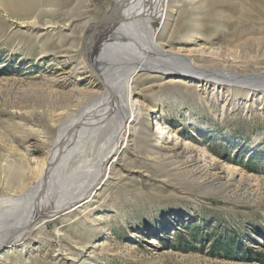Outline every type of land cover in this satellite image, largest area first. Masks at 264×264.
Masks as SVG:
<instances>
[{"label": "rangeland", "instance_id": "obj_1", "mask_svg": "<svg viewBox=\"0 0 264 264\" xmlns=\"http://www.w3.org/2000/svg\"><path fill=\"white\" fill-rule=\"evenodd\" d=\"M103 1L94 0L96 9ZM75 27L61 44L56 33L27 31L0 10V178L12 164L41 174L48 151L29 150L30 136H51L49 125L70 93L90 88L78 80L82 74L61 79L82 69ZM240 27L230 22L223 34ZM263 30L264 19L253 22L251 43L232 53L251 80L222 78L229 89L213 94L144 80L138 98L148 114L135 127L141 147L136 153L128 145L115 165L118 176L98 196L100 207L46 222L23 249L2 251L0 264H264ZM189 33L171 35L172 49L192 46L184 42ZM153 106L151 115L146 108ZM156 121L160 135L151 138ZM165 124L177 138L171 148ZM125 161L133 171L121 168Z\"/></svg>", "mask_w": 264, "mask_h": 264}, {"label": "bare ground", "instance_id": "obj_2", "mask_svg": "<svg viewBox=\"0 0 264 264\" xmlns=\"http://www.w3.org/2000/svg\"><path fill=\"white\" fill-rule=\"evenodd\" d=\"M36 5L52 8L42 16L32 13ZM0 10L18 27L56 33L61 44L78 26L82 69L63 71L61 79L82 74L78 80L90 87L70 93L49 125L51 136H30L35 142L29 150L48 151L41 174L31 177L26 167L12 164L0 178L1 253L23 249L48 221L77 208L90 213L100 207L98 196L112 184L128 145L136 153L141 147L135 127L148 114L138 98L144 80L194 86L201 94L229 89L222 78L251 80L232 53L251 43L246 34L253 22L264 19V0H104L99 9L94 0H0ZM230 22L241 30L223 34ZM182 30L192 34L184 38L192 46L172 49L171 35ZM205 32L209 39H203ZM146 109L151 115L157 110ZM154 125L151 138L159 134V123ZM162 133L170 148L176 144L170 126L165 124ZM129 161L120 164L128 172L134 170Z\"/></svg>", "mask_w": 264, "mask_h": 264}, {"label": "trees", "instance_id": "obj_3", "mask_svg": "<svg viewBox=\"0 0 264 264\" xmlns=\"http://www.w3.org/2000/svg\"><path fill=\"white\" fill-rule=\"evenodd\" d=\"M177 237H178L179 240H180L181 236L178 235ZM180 241H181V240H180ZM237 247H238V246H237ZM234 248H235V246L232 247V246H229V245H223V246L221 245V247H220V249H222V250H223L224 252H226V253H227V252H231L232 250H235Z\"/></svg>", "mask_w": 264, "mask_h": 264}]
</instances>
